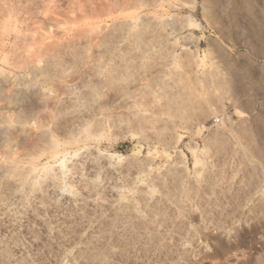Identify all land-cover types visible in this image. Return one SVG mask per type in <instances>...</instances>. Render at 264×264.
Wrapping results in <instances>:
<instances>
[{"label":"rangeland","instance_id":"1","mask_svg":"<svg viewBox=\"0 0 264 264\" xmlns=\"http://www.w3.org/2000/svg\"><path fill=\"white\" fill-rule=\"evenodd\" d=\"M0 264H264V0H0Z\"/></svg>","mask_w":264,"mask_h":264},{"label":"bare ground","instance_id":"2","mask_svg":"<svg viewBox=\"0 0 264 264\" xmlns=\"http://www.w3.org/2000/svg\"><path fill=\"white\" fill-rule=\"evenodd\" d=\"M13 170H14V169H13ZM17 171H18V170H17ZM15 173H16V172H15ZM15 173H14V174H15ZM24 180H25V179H24Z\"/></svg>","mask_w":264,"mask_h":264}]
</instances>
